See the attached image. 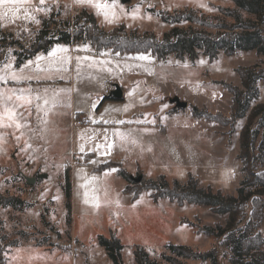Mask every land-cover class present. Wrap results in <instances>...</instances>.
Masks as SVG:
<instances>
[{"label": "rangeland", "instance_id": "374dc122", "mask_svg": "<svg viewBox=\"0 0 264 264\" xmlns=\"http://www.w3.org/2000/svg\"><path fill=\"white\" fill-rule=\"evenodd\" d=\"M211 2L233 6L232 0H118L125 13L109 24L94 9L73 0H45L44 5L32 0L33 8L47 9L34 13L39 24L23 18L0 21V75L5 76L0 80V95L5 98L0 103L19 105L15 110L17 122L22 125L9 127L5 119V126H0V193L21 200L5 206L0 203V242L6 245L5 264H114L98 242L99 234L109 236L112 232L122 243L123 264H139L134 254L136 245L141 246L149 264H211L210 259L176 254L168 248V242L200 251L216 246L219 264H231L229 249L219 244V238L197 231L201 224L223 226L226 213L213 212L204 204H177L168 198L155 202L150 195L152 189L142 190L133 199L123 189L133 183L117 173V166L134 176L139 171L145 178L164 175L170 184L172 179L185 181L192 172L199 185L236 194L244 175L234 133L237 118L230 131L229 125L195 115L192 108L228 114L231 94L219 81L241 87L235 84L239 81L235 67L254 62L264 66V61H259L264 60V55L254 59L253 49H238L232 55L220 51L210 59L198 50L194 60L178 58L174 53L157 59L149 51L120 54L110 48L96 49L82 38L75 40L73 47L72 43H54L47 51L39 50L21 64L15 63V49L20 44L29 46L38 34L41 19L51 13L58 20L56 24L50 22L51 29L59 28L61 21L86 8L106 30L123 23L127 30L139 34L151 30L160 36L173 25H200L165 22L150 7L171 11L192 6L233 21ZM136 6L139 14L133 19L130 13ZM242 16L250 15L242 12ZM2 32L11 34L3 36ZM58 46L68 50L66 62L47 58L48 52ZM41 55L46 59L39 61V68L35 63L24 67ZM9 62L11 70L23 79L8 76L4 65ZM115 85L120 87L119 96L112 93ZM10 95L12 100L8 101L6 97ZM19 95L30 103L16 100ZM175 95L185 100L186 106H176L177 111H171ZM260 96L264 102V83ZM257 103L252 100L250 105ZM259 140L260 136L256 144ZM97 143L112 144L109 154L103 155L104 149L89 150ZM106 162L113 164L102 167ZM66 171L69 199L65 196ZM26 177L33 181L28 183ZM86 181V187H81ZM86 191L88 203L84 202ZM249 209L248 204L240 214L239 226L249 217ZM258 230L263 236L264 219ZM10 240H16L15 244L9 245ZM172 258L178 262H172Z\"/></svg>", "mask_w": 264, "mask_h": 264}, {"label": "trees", "instance_id": "16d2710c", "mask_svg": "<svg viewBox=\"0 0 264 264\" xmlns=\"http://www.w3.org/2000/svg\"><path fill=\"white\" fill-rule=\"evenodd\" d=\"M233 6L214 4L219 12L233 18L232 22L225 21L219 15H208L198 8L183 6L167 11L162 8L149 9L169 23L188 21L200 25L186 28L173 25L156 36L151 30H144L140 34L135 30H127L123 23L106 30L101 27L94 14L82 8L71 19L61 21L59 28L51 29L50 22L56 24L58 20L51 13L48 18L41 19L36 38L29 46L20 44L16 53V65L34 55L37 51H47L54 43H72L82 38L89 40L96 48H110L113 52H147L157 59H164L168 53H174L178 58L185 56L194 60L198 50L210 59L215 58L221 51L232 55L238 49L255 50L257 56L264 55V0H232ZM242 12L250 16L243 17ZM11 32H2V35ZM16 41L15 39L13 40ZM263 62L264 60H259ZM239 74L241 87L230 82H219L230 92L231 105L228 114L222 112L211 113L204 108L194 106L195 115L204 116L207 120H216L223 125H229L232 130L233 122L238 117H246L244 125L239 131L238 158L244 175L236 189V194H223L219 189L214 190L210 185H199L198 179L189 174L185 181L172 179L171 184L164 175L158 178H145L139 173L134 176L121 165L117 166V173L131 186L126 185L124 191H129L135 199L145 189H152L150 193L153 201L168 198L177 204L184 202L204 204L216 213H226L225 224L198 225L197 231L213 235L220 239L219 244L228 247L231 264H264V235L259 232V226L264 219V102L250 105L258 96V80H264V66L259 62L235 67ZM260 136L259 142L256 140ZM113 162H106L102 167H108ZM140 176L139 179L137 177ZM138 183V184H136ZM136 184V185H135ZM65 196H70L69 174L65 172ZM21 200L14 195L0 193L2 205L17 204ZM250 206L249 217L239 226L242 211L246 205ZM69 208V202L66 203ZM241 212V213H240ZM242 214V215H240ZM16 240L7 242L14 245ZM98 242L104 247L108 257L114 264H123L121 260L122 243L113 232L109 236L98 235ZM168 248L178 255L201 259H210L211 264H219L217 247L200 251L186 244L167 243ZM6 245L0 242V264H5L3 252ZM134 254L139 264H149L147 255L141 246L136 245ZM165 258H169L165 255ZM172 262L176 260L172 258Z\"/></svg>", "mask_w": 264, "mask_h": 264}, {"label": "snow or ice", "instance_id": "6c2138e0", "mask_svg": "<svg viewBox=\"0 0 264 264\" xmlns=\"http://www.w3.org/2000/svg\"><path fill=\"white\" fill-rule=\"evenodd\" d=\"M74 3L82 5V6H89L92 9L96 11L97 14L103 16L104 20L111 24L119 19L120 13H125V9L123 6L118 4V0H73ZM45 0H39V5H44ZM201 7H204L205 5H200ZM211 10V9H209ZM47 9L44 7H32V0H0V21L8 19L9 22H14L17 19H25L28 21H33L36 24L40 23V20L36 18V15L34 14L35 12H46ZM21 12L23 15L21 16ZM139 14V7L136 6L134 7L133 11L130 13L133 19L137 18ZM150 19V17H149ZM68 50L63 47H56L52 49L51 51L48 52L47 58H53V62L55 60H60L66 62L68 60V57L66 53ZM65 54V55H59V54ZM46 59L44 56H37L35 58V61H28V64H26L24 67L27 68L33 63L36 64V67L39 68L40 64L39 61ZM79 59V58H77ZM140 59H147L145 56H141ZM12 64L9 62L4 65V71L7 72L8 76L12 80H19L23 79L24 77L19 75L16 72H13L12 70ZM29 79L31 77H28ZM5 79V76L0 75V80ZM23 91V90H22ZM13 95H15V92L13 91ZM5 98L0 95V102H2ZM8 101L12 100V95L6 97ZM16 100L19 101H25L27 103H30V100H28L24 95H19L16 96ZM0 106L3 107V111L0 112V126H5L4 125V120L6 119L9 121V124L7 126H12V124H15L17 128H20L22 125L17 122V116L18 113L15 110V107H19V105H16L15 107H9L7 104H2L0 103ZM107 123V121H105ZM91 139V137L89 138ZM105 140H107V137H105ZM112 148V144L107 143H97L95 145V148H90V151H97L100 149H104L103 155L109 154L110 150ZM81 151H84L83 145H81ZM90 163H95V161H90ZM83 171V170H81ZM112 171H115L113 169ZM92 179H95L93 177ZM87 181L85 185H81V187H86ZM85 195V203H88V192L86 191L84 193Z\"/></svg>", "mask_w": 264, "mask_h": 264}, {"label": "crops", "instance_id": "0c3cea01", "mask_svg": "<svg viewBox=\"0 0 264 264\" xmlns=\"http://www.w3.org/2000/svg\"><path fill=\"white\" fill-rule=\"evenodd\" d=\"M211 3H213V2H211ZM214 4H216V3H214ZM74 44H75V41H73L72 42V44H71V47H73L74 46ZM254 52H255V50H254ZM256 53H255V56H254V59H256ZM262 83H264V80H258L257 81V85H258V90H259V92H258V96L254 99V103H257V102H262L263 101V99H261V96H260V92H261V84ZM235 84H241V82H240V78H239V81H235ZM181 99V98H180ZM169 109H171V111H177L176 110V106H172V105H170L169 106ZM244 120H245V118L244 117H240V118H237L236 119V122H235V125L237 126L236 127V131L234 132V133H236L237 134V137H239V135H238V131H239V129H240V126L244 123ZM227 127V126H226ZM222 131H224V132H226L227 133V129H223ZM233 133V132H232ZM232 135V134H231ZM231 135H230V140H231ZM232 142V141H231ZM225 148H227L226 147V144H225ZM238 151H239V143H238V149H237V153H238ZM236 153V154H237ZM189 174H192L193 176H195L196 177V175H194L192 172H188ZM188 176V175H187ZM198 178V177H197ZM178 180V179H177ZM180 181V180H179ZM182 182V181H181ZM161 199L162 198H159L157 201H155V202H159V201H161Z\"/></svg>", "mask_w": 264, "mask_h": 264}, {"label": "water", "instance_id": "95a60500", "mask_svg": "<svg viewBox=\"0 0 264 264\" xmlns=\"http://www.w3.org/2000/svg\"><path fill=\"white\" fill-rule=\"evenodd\" d=\"M123 1H127V0H123ZM112 93L115 96L121 95L120 87L118 85H115V87L112 89ZM171 101L174 102L175 106H177V107H185L186 106V101L180 99L177 95L173 96L171 98ZM139 178H140V176L137 177V179H139ZM26 179H27L28 183H31L33 181L32 177H26Z\"/></svg>", "mask_w": 264, "mask_h": 264}, {"label": "built area", "instance_id": "2783aa9c", "mask_svg": "<svg viewBox=\"0 0 264 264\" xmlns=\"http://www.w3.org/2000/svg\"><path fill=\"white\" fill-rule=\"evenodd\" d=\"M73 158H75V156H73Z\"/></svg>", "mask_w": 264, "mask_h": 264}]
</instances>
